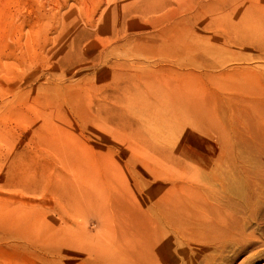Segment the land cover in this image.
I'll list each match as a JSON object with an SVG mask.
<instances>
[{
	"label": "rangeland",
	"instance_id": "rangeland-1",
	"mask_svg": "<svg viewBox=\"0 0 264 264\" xmlns=\"http://www.w3.org/2000/svg\"><path fill=\"white\" fill-rule=\"evenodd\" d=\"M264 264V0H0V264Z\"/></svg>",
	"mask_w": 264,
	"mask_h": 264
},
{
	"label": "bare ground",
	"instance_id": "bare-ground-1",
	"mask_svg": "<svg viewBox=\"0 0 264 264\" xmlns=\"http://www.w3.org/2000/svg\"><path fill=\"white\" fill-rule=\"evenodd\" d=\"M101 264H105V263H101Z\"/></svg>",
	"mask_w": 264,
	"mask_h": 264
}]
</instances>
